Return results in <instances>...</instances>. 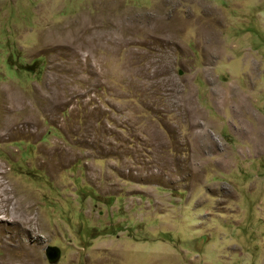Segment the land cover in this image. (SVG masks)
<instances>
[{
    "label": "rangeland",
    "instance_id": "obj_1",
    "mask_svg": "<svg viewBox=\"0 0 264 264\" xmlns=\"http://www.w3.org/2000/svg\"><path fill=\"white\" fill-rule=\"evenodd\" d=\"M0 264H264V0H0Z\"/></svg>",
    "mask_w": 264,
    "mask_h": 264
},
{
    "label": "bare ground",
    "instance_id": "obj_2",
    "mask_svg": "<svg viewBox=\"0 0 264 264\" xmlns=\"http://www.w3.org/2000/svg\"><path fill=\"white\" fill-rule=\"evenodd\" d=\"M55 38V37H54ZM55 41V40H54ZM55 42H57V41H55Z\"/></svg>",
    "mask_w": 264,
    "mask_h": 264
}]
</instances>
